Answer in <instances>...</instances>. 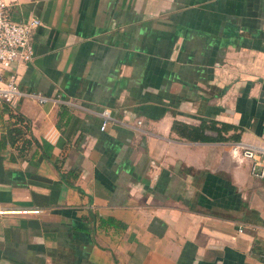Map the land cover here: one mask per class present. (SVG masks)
Masks as SVG:
<instances>
[{
    "label": "crops",
    "instance_id": "crops-1",
    "mask_svg": "<svg viewBox=\"0 0 264 264\" xmlns=\"http://www.w3.org/2000/svg\"><path fill=\"white\" fill-rule=\"evenodd\" d=\"M5 2L43 23L13 72L48 101L0 104V209L44 211L0 216V264H264L232 154L264 148V0Z\"/></svg>",
    "mask_w": 264,
    "mask_h": 264
},
{
    "label": "built area",
    "instance_id": "built-area-1",
    "mask_svg": "<svg viewBox=\"0 0 264 264\" xmlns=\"http://www.w3.org/2000/svg\"><path fill=\"white\" fill-rule=\"evenodd\" d=\"M43 23L39 18H30L25 22L12 21L7 14V3L0 0V104L15 108L25 96H31L40 104L48 101L41 94H25L21 91L17 73L13 72L16 64L29 63L34 58L32 36ZM101 131H106L111 123L118 122L109 109L101 113ZM138 125L142 122L138 121ZM234 158L249 165L250 176L254 180L264 182V148L235 144L232 147ZM39 209H0V216L41 214Z\"/></svg>",
    "mask_w": 264,
    "mask_h": 264
},
{
    "label": "trees",
    "instance_id": "trees-1",
    "mask_svg": "<svg viewBox=\"0 0 264 264\" xmlns=\"http://www.w3.org/2000/svg\"><path fill=\"white\" fill-rule=\"evenodd\" d=\"M182 128H183V129H182ZM173 130H174L176 133H178L179 136H181V137H183V138H187V139H190V140H197L198 138L200 139V137H198V136L196 135L195 132L187 133V132H186V128H184V127L181 126V125L175 124ZM203 130H204V128H203ZM14 132H15L16 136H18V137L21 136V134H22V131L19 130V129L14 130ZM236 139L239 140V139H240V136H236ZM202 140H206V141H208L209 138H207V137H203Z\"/></svg>",
    "mask_w": 264,
    "mask_h": 264
}]
</instances>
